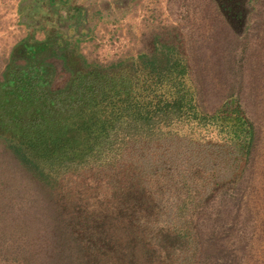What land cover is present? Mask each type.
Wrapping results in <instances>:
<instances>
[{
    "label": "trees",
    "instance_id": "trees-1",
    "mask_svg": "<svg viewBox=\"0 0 264 264\" xmlns=\"http://www.w3.org/2000/svg\"><path fill=\"white\" fill-rule=\"evenodd\" d=\"M60 63L70 74L56 86ZM174 66L188 65L171 62L167 53L139 66H90L57 33L13 48L0 77V145L21 167L41 179L61 176L62 183L52 186L50 200L45 196L52 207L42 224L48 235L0 238L6 241L0 257L10 252L5 264L239 259L227 250V236L249 241L264 220V189L253 170L246 172L258 126L241 105L204 111ZM226 120L235 124L221 142L192 135L196 127ZM76 170L75 184H65ZM5 171L0 195L8 192ZM26 224L15 221L12 229L26 231Z\"/></svg>",
    "mask_w": 264,
    "mask_h": 264
},
{
    "label": "rangeland",
    "instance_id": "rangeland-1",
    "mask_svg": "<svg viewBox=\"0 0 264 264\" xmlns=\"http://www.w3.org/2000/svg\"><path fill=\"white\" fill-rule=\"evenodd\" d=\"M60 1L50 6L49 0H36L33 8L41 13L54 10L35 19L56 22L60 28L64 27L57 34L64 37L71 17L63 4L68 0ZM22 4L29 8L33 5L32 0ZM222 4V0H105L96 9L87 6L88 12H93L86 14L89 21L73 25L72 38L67 40L86 64L104 68L122 61L139 66L142 59L168 53L171 62L188 65L186 69L174 66V72H184L185 82L196 93L204 111L212 113L225 102L226 106L237 104L248 110V117L256 122L259 134L246 172L253 170L259 189H264V0H247L241 18L228 15ZM101 8L105 11L99 15ZM3 39L7 38L0 36V43L6 41ZM10 58L7 51H0V77L8 70ZM19 62L25 63L22 59ZM57 67L54 83L62 86L70 73L62 69L61 63ZM226 121L224 125L216 122L196 127L192 135L221 142V138L230 136L227 126L235 124L233 120ZM3 150L0 145V163L2 168L6 167L4 179L8 192L0 195L4 197L2 209L5 208L4 213L0 208V220L3 219L0 238L15 232L28 237L48 235L42 224L52 210L49 191L62 183L61 176L57 180L45 176L44 181L45 178L21 167ZM79 173L72 171L68 175L70 180L63 182L75 184ZM21 220L28 223L26 231H14L12 223ZM227 237V250L239 255L234 264H264V220L256 225L249 241L245 238L244 243L239 242L232 234ZM0 243L6 245V241ZM9 255L10 252L1 256L0 264H5Z\"/></svg>",
    "mask_w": 264,
    "mask_h": 264
},
{
    "label": "crops",
    "instance_id": "crops-1",
    "mask_svg": "<svg viewBox=\"0 0 264 264\" xmlns=\"http://www.w3.org/2000/svg\"><path fill=\"white\" fill-rule=\"evenodd\" d=\"M24 1L25 0H0V36L2 38H7L3 39L6 41L0 43V51H7V54H11L13 48L20 42H34L36 40H43L54 33L61 32L62 29H64L62 26L60 28V26H58L56 22L54 23V21H45L44 19L42 21L41 19H35L39 14L45 15V13L48 14L52 11L54 12V10L42 11L41 13L39 9L36 10L33 8L35 7L36 0H32L33 5L31 8H29L28 5L23 6L22 3ZM68 1H66L68 3L63 2L64 5H67L65 6L67 9L66 12L69 17H71L68 19L69 26L66 29V35H64V38L66 39L72 38L70 33L73 25H79L82 24V22L84 23L85 21H89L87 20V15L85 17L81 16L83 12L90 14L93 13L91 12L92 10L88 12V7L91 6L96 9L98 6L103 5V2H105V0ZM59 2L62 1L59 0ZM12 5L15 6L14 11L12 9ZM48 5H50V3ZM101 9L98 10L100 11L99 15H102L103 11H105ZM3 47L5 48L4 50Z\"/></svg>",
    "mask_w": 264,
    "mask_h": 264
},
{
    "label": "flooded vegetation",
    "instance_id": "flooded-vegetation-1",
    "mask_svg": "<svg viewBox=\"0 0 264 264\" xmlns=\"http://www.w3.org/2000/svg\"><path fill=\"white\" fill-rule=\"evenodd\" d=\"M222 8L226 11L228 15L232 14L234 16L238 15V18H241L246 12L245 3L247 0H222Z\"/></svg>",
    "mask_w": 264,
    "mask_h": 264
}]
</instances>
